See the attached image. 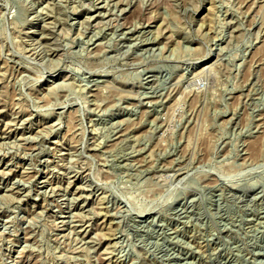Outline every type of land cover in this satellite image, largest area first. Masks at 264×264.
<instances>
[{"label":"rangeland","instance_id":"obj_1","mask_svg":"<svg viewBox=\"0 0 264 264\" xmlns=\"http://www.w3.org/2000/svg\"><path fill=\"white\" fill-rule=\"evenodd\" d=\"M0 264H264V0H0Z\"/></svg>","mask_w":264,"mask_h":264}]
</instances>
